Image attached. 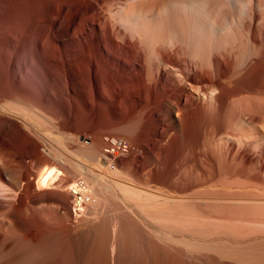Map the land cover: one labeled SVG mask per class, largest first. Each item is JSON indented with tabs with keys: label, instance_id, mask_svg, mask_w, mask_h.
I'll use <instances>...</instances> for the list:
<instances>
[{
	"label": "bare ground",
	"instance_id": "obj_1",
	"mask_svg": "<svg viewBox=\"0 0 264 264\" xmlns=\"http://www.w3.org/2000/svg\"><path fill=\"white\" fill-rule=\"evenodd\" d=\"M7 1L0 264H264V0Z\"/></svg>",
	"mask_w": 264,
	"mask_h": 264
},
{
	"label": "rangeland",
	"instance_id": "obj_2",
	"mask_svg": "<svg viewBox=\"0 0 264 264\" xmlns=\"http://www.w3.org/2000/svg\"><path fill=\"white\" fill-rule=\"evenodd\" d=\"M97 5L98 4H95L93 6V10L92 11L97 16H99L98 17L99 19L97 18V20H99V21L101 20L102 21L103 19H105L104 11H103L102 8H100L99 5L98 6ZM51 18L53 19V17H50V19ZM50 19H49V23L51 25H52V23L55 24L54 26H52L54 28L53 30H55L57 28V26H59V22L55 18H54V20H56L55 22H54V20H52V19L50 20ZM95 20L96 19H94V21ZM21 23H22V21H21L20 16L17 14L16 10L15 11L12 10V8L10 7L9 2L7 0H0V62L4 63V60H6V58H8L9 56L13 55V51L10 48H8L7 41H8L9 38H12L14 40L13 41L14 44H17V43L20 42V39H19V36H18V32H19V30L21 28ZM88 28H89V26H88ZM64 33H62V34H64ZM67 33L68 32H66L65 34H67ZM84 33H86V35H87L88 32L85 31ZM86 35L85 34L77 35V40L79 38L86 37ZM79 40H81V39H79ZM16 57H17V54H16ZM19 64H20V60H19V55H18L17 60L14 61V66H13L14 72H16V74H18L20 72V68H19L20 65ZM2 69H3V67L0 68V70H2ZM2 91L3 90L1 89L0 90V94L2 93ZM52 109L53 110H58V108L56 106H53ZM132 119H133V117H132ZM56 122H58V121H56ZM45 125H47V124H45ZM78 125L82 127L83 124H78L77 123V125L75 124L74 126H77L79 128ZM44 129L45 130L43 131V133H46L47 135L50 134V132H49V130H47V128H44ZM71 133H72V131L65 132L64 133L65 136L62 135V138L66 137L64 139H68V140L73 139L74 134L72 133V135H71ZM47 135H45V136L43 135L44 136L43 138L45 139V137ZM23 136L29 142H31L33 144L36 141L35 138L26 135L24 132H23ZM71 136H72V138H69ZM46 138H49V141H50V139H52V138H53V140H54V138L56 139L57 136L55 137V134L53 135V133H51ZM103 138L105 140L106 139L109 140V138L107 136H103ZM79 139H81V138H79ZM53 140H52V142H54V144H55V140L54 141ZM84 141L86 143H90V138L89 137L85 138ZM110 141H111V138H110ZM49 143H51V141ZM51 144H53V143H51ZM85 164L86 165L89 164L91 166V168L93 167L92 169L94 170V172L96 171V167L95 166H97V163H96V161L94 159L86 161ZM81 176L82 175L79 174L78 178L79 177L82 178ZM227 179L230 180L229 183H228V181H226V179H222V180L216 182V183H220L221 182L220 184H216L214 182V183H210L209 184L210 187H208L209 185L202 187L201 190H200V191H202V189H203V191L201 192L202 195L209 196V197H211V196L214 197L215 196V197H218V198H220L222 200L226 199L225 201H232V200H238V199H242V200L243 199H262L264 197V194H263L264 193V189L263 190L261 188L259 189L258 184H254L253 183L254 181L250 180L249 178H248L249 180L246 177H244V178H242V177H235V178L232 177V178H227ZM222 181H223V183H222ZM224 181H225V183H224ZM220 185L221 186L225 185V186H223V187H225V189L223 187H221ZM254 186H255V188H254ZM219 187H221V188H219ZM256 188H258V190ZM161 190L169 191L167 188H162ZM151 193H152L151 195L153 196L152 198L155 199V200H157V199L158 200H161V199L163 200V198L165 197L164 196L165 194H163V192H160V191H153V192L151 191ZM119 221H121V220H119ZM124 223H126V222H122L121 221V223H120V228H121L122 231H123L124 227L126 228V226L128 225V224L125 225ZM121 226H124V227H121ZM130 235L131 234H127L126 235L127 242H129L130 239L132 238V237H130ZM132 236H133V233H132ZM131 242H132V240H131ZM131 242H129L130 246H131ZM125 246H126V248H129L128 245H125ZM121 247L124 248L122 245H121Z\"/></svg>",
	"mask_w": 264,
	"mask_h": 264
}]
</instances>
